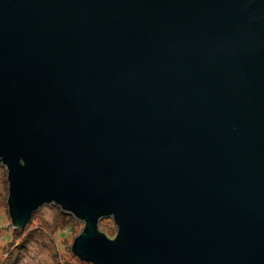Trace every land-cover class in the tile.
<instances>
[{
    "label": "water",
    "instance_id": "1",
    "mask_svg": "<svg viewBox=\"0 0 264 264\" xmlns=\"http://www.w3.org/2000/svg\"><path fill=\"white\" fill-rule=\"evenodd\" d=\"M0 164L82 261L264 264V0H0Z\"/></svg>",
    "mask_w": 264,
    "mask_h": 264
},
{
    "label": "rangeland",
    "instance_id": "2",
    "mask_svg": "<svg viewBox=\"0 0 264 264\" xmlns=\"http://www.w3.org/2000/svg\"><path fill=\"white\" fill-rule=\"evenodd\" d=\"M5 177L6 168L0 164V264H81L70 243L83 222L73 217L72 228H67L61 222L60 208L49 204L34 211L22 228L14 227L7 212ZM99 227L108 236L115 235L111 218L102 219Z\"/></svg>",
    "mask_w": 264,
    "mask_h": 264
},
{
    "label": "trees",
    "instance_id": "3",
    "mask_svg": "<svg viewBox=\"0 0 264 264\" xmlns=\"http://www.w3.org/2000/svg\"><path fill=\"white\" fill-rule=\"evenodd\" d=\"M60 217H61V222L62 223H65L66 224V226H67V228H72L71 226H70V222L72 221V223L74 222V220H73V216H71L70 214H67V213H63V212H61L60 213ZM69 226V227H68ZM80 263L81 264H86V262L85 261H82V260H80ZM88 263V262H87Z\"/></svg>",
    "mask_w": 264,
    "mask_h": 264
}]
</instances>
